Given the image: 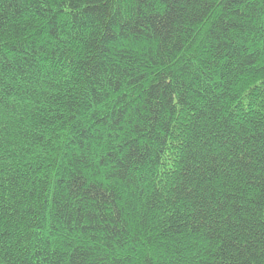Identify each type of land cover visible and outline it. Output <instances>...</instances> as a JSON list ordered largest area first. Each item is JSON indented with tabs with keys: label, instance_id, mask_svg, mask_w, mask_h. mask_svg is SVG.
<instances>
[{
	"label": "trees",
	"instance_id": "16d2710c",
	"mask_svg": "<svg viewBox=\"0 0 264 264\" xmlns=\"http://www.w3.org/2000/svg\"><path fill=\"white\" fill-rule=\"evenodd\" d=\"M0 264H264V0H0Z\"/></svg>",
	"mask_w": 264,
	"mask_h": 264
}]
</instances>
